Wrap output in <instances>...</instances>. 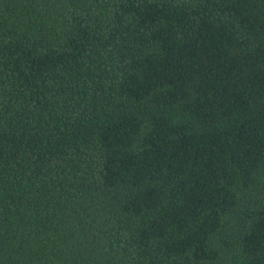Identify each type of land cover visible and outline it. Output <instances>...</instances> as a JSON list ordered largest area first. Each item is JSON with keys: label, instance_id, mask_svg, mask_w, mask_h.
Listing matches in <instances>:
<instances>
[{"label": "trees", "instance_id": "1", "mask_svg": "<svg viewBox=\"0 0 264 264\" xmlns=\"http://www.w3.org/2000/svg\"><path fill=\"white\" fill-rule=\"evenodd\" d=\"M0 264H264V0H0Z\"/></svg>", "mask_w": 264, "mask_h": 264}]
</instances>
